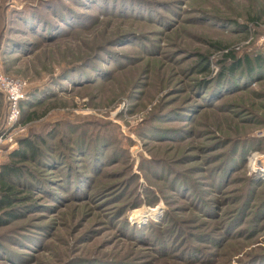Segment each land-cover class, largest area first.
Masks as SVG:
<instances>
[{"label":"rangeland","instance_id":"rangeland-1","mask_svg":"<svg viewBox=\"0 0 264 264\" xmlns=\"http://www.w3.org/2000/svg\"><path fill=\"white\" fill-rule=\"evenodd\" d=\"M0 73V264H264V0H0Z\"/></svg>","mask_w":264,"mask_h":264},{"label":"trees","instance_id":"trees-1","mask_svg":"<svg viewBox=\"0 0 264 264\" xmlns=\"http://www.w3.org/2000/svg\"><path fill=\"white\" fill-rule=\"evenodd\" d=\"M225 54H226V56L231 57V59H233L232 51L228 50ZM242 63H244V64L249 63L250 64V60L248 58H246V59H244V62H242V59L241 60L238 59V60H235L233 65H242ZM27 102L28 101L26 99H23L21 102V108L23 106H25ZM22 144L24 147L27 148L28 151H30L29 154L31 156H35L37 154L36 145L33 142L24 140V141H22ZM12 156H23L25 158L26 155H25L24 150L17 149L16 151H14L12 153ZM19 172H20V169L17 168L16 166H13V165H9V166L7 165V166L3 167V169H2L3 177L0 179V185H1L0 187L3 190H5L6 193L4 194V199L0 200V208H2L3 205L11 204V200H12L11 195L8 193L12 191L11 188L13 185L7 180L6 175L7 174H11V175L18 174L19 175Z\"/></svg>","mask_w":264,"mask_h":264},{"label":"built area","instance_id":"built-area-1","mask_svg":"<svg viewBox=\"0 0 264 264\" xmlns=\"http://www.w3.org/2000/svg\"><path fill=\"white\" fill-rule=\"evenodd\" d=\"M26 83L20 78H9L0 73V88L8 95L9 110L8 121L14 122L20 117L21 102L25 97Z\"/></svg>","mask_w":264,"mask_h":264},{"label":"bare ground","instance_id":"bare-ground-1","mask_svg":"<svg viewBox=\"0 0 264 264\" xmlns=\"http://www.w3.org/2000/svg\"><path fill=\"white\" fill-rule=\"evenodd\" d=\"M256 158H258V154H255V155H254V157H253V161H252V162H254V161L256 160ZM255 163H256V162H255ZM133 212L135 213L134 216L137 217V218L143 216V213H140V212H139V209H135Z\"/></svg>","mask_w":264,"mask_h":264}]
</instances>
